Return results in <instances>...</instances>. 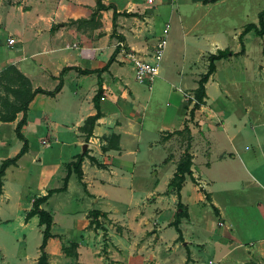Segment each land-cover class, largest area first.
I'll return each instance as SVG.
<instances>
[{
    "label": "crops",
    "instance_id": "crops-1",
    "mask_svg": "<svg viewBox=\"0 0 264 264\" xmlns=\"http://www.w3.org/2000/svg\"><path fill=\"white\" fill-rule=\"evenodd\" d=\"M101 1L105 5H114L119 13L115 32L113 26L114 8L98 11L97 0H0V11L1 7L8 5V8L23 19V23L15 30L18 36L9 33L7 40L0 42V71L9 65L15 66L30 79L33 89L42 88L54 91L62 82L61 89L54 94L38 93L31 100L27 121L21 128L24 138L18 137L16 132V127L24 116L23 112H19L14 121L0 120V166L4 160L15 157L23 148L25 141L27 142L24 154L15 164L6 169L0 200L2 198L7 202L14 200L15 196L11 195L10 191L16 189H19L17 199L30 197L29 194L23 196V193L27 191L25 184L8 185L6 176L11 168L25 171L28 166V168L34 166L40 179L41 191L35 196H31L29 204L31 207L27 214L32 210L33 202L37 197L46 195L50 189L63 186L69 163L76 161L78 156L83 155L86 151L88 154L84 156L81 166L83 170L82 182L85 184V193L88 198L98 201V197H109L103 189L104 184L122 183L121 180L106 178L102 174L108 172L113 177H119L118 167L123 169V158L133 156L136 159L144 150L141 134L144 133L142 130L145 127V122L142 120L145 119V113L141 114L139 111L140 95L138 97L130 87L132 85L130 74L126 72L125 68L131 66L132 71H135V68L126 52L133 49L145 58L152 57L151 49H156L158 42L154 39L158 28L157 21H160L162 15L164 16L161 8L164 0H159V2L153 0L152 3L149 0ZM193 1H195L198 10L190 11L189 19L181 12L178 15V20L184 30V38L190 32H198L201 26L206 23L208 32L205 35L196 34L195 36L199 40L211 44L208 65L210 54H216L220 49H229L232 53L227 58L215 61L216 69L205 83L207 96L200 104V108L196 110L195 115L192 116L193 105H190V95H187V98L183 97L181 106H179L180 104L170 105L169 107H172L168 114L170 118L158 126L156 130L159 137L149 140L146 148L149 151L159 149L165 153L163 163L171 164L173 167V174L170 175L172 180L177 170L178 161L181 159L182 153L186 151L185 148L180 147L181 144L177 145L178 135L175 131L188 127L189 137H191L188 148L193 154L192 171L196 182L191 178L186 179L180 190V199L169 181L165 191H160V182H156L144 201V204L153 207L154 216L148 217L143 210L134 212L133 218L120 220V224L125 227L127 225L123 232L115 235L111 233L112 243L108 248L111 264H206L201 252L205 251L209 244L215 250L218 261L208 258V264H264V233L255 244L251 245L253 247L257 244V249L245 246L243 232L233 231V227L239 225V219L237 217L230 219L224 207L216 199L212 190L214 181H208L207 184L202 181L201 175L195 168L196 154L193 149L195 128H199L205 136L208 133H205L203 126H208L211 133L221 130L233 145L234 151L229 153L230 157H238L243 168L264 190V171L259 169L254 171L253 167L251 168L249 165L252 162H247L248 156L250 159L264 157V121L258 122L259 124L252 123L249 117L253 108L256 109V107L246 105L245 102L243 107H245L247 115L244 116L246 117L244 119L237 117L235 111L223 109L226 107L216 104L219 97L222 96L230 100L231 88L234 87L237 89L239 97H243V94L247 97L258 96L257 109L264 112V77L257 79L244 77L242 82L232 77H228L225 81L218 78L221 66L227 59L238 57L244 61L247 60L249 47L246 45V37L252 32L256 33V29L253 28L245 34L244 53H240L242 49L240 35L249 24L261 28L258 24L260 13L263 10L257 0ZM217 6H221V8H217ZM30 14H32L35 21L34 26L37 28L35 30L37 41L32 46L31 52L28 53L25 43L24 19ZM171 18H175L172 11L164 17V20H168L164 33L166 29H169ZM185 19L191 22V26L187 25ZM41 22L45 23V28L39 26ZM1 25L0 23V27ZM226 30L232 31L234 37L238 39L237 49L232 50L229 43L223 39L224 36H221V33ZM9 38L15 39V45L8 44ZM262 38L264 39V35ZM120 42L124 46H121ZM111 57L114 60L107 70H103ZM29 59L33 60L32 66L25 64ZM68 67H77L90 72L82 73L77 69H66ZM262 67L264 66L262 65ZM199 80L198 84L191 88L192 91L195 92L198 88ZM100 88L103 91L100 99L102 116L96 121L92 134L87 138L89 126L86 125V121L97 113L94 97ZM248 121L253 128L256 146L253 145L251 148L247 146L246 149L241 150L235 145L236 134L248 124ZM136 130L139 131V138L133 142L131 136L135 138ZM221 156L227 157L226 154ZM92 157L95 160H92ZM110 160L120 162L118 166H99ZM262 165L264 167V164ZM106 168H109L110 171ZM130 172L133 174V168ZM56 176L58 182L62 183L50 186ZM74 176L76 173L72 172L66 191L55 192L41 207L46 209L47 204L58 193H70ZM130 186L132 187V185ZM10 187H15V189H10ZM207 194H209L208 198ZM168 198L175 205L173 216L167 220H161L167 213L161 204ZM179 202L183 204V208H179ZM208 206L212 207L217 222L213 220L209 211L207 212ZM110 208L111 206L98 210L108 212L110 218L113 216L116 219L117 217L114 216ZM95 209L87 208L83 212V219L76 221L80 224L77 231L84 236L81 237L82 241L79 243L78 249L79 262L82 264H89L87 257H91V255H86L84 247L87 248L88 239L95 240V235L81 229L89 224L87 213ZM181 210L187 213V216L182 217L178 224L181 232H178L168 242L165 230L173 226L177 230L175 220ZM48 211L53 215L54 226L56 224L55 212ZM252 211L251 218L261 217V220L258 222V220L248 218L246 230H249L250 227L252 230L257 228L264 232V203L257 202V206ZM67 213L75 215L79 212ZM136 214L141 216L138 218ZM30 221L39 225V217L35 215L26 219L25 223L22 222L23 227L26 228ZM220 222H224V225H220ZM214 224L220 228L219 232L213 227ZM40 227L43 234V226ZM128 230L130 231L128 232ZM52 233L57 237L48 241L47 253L51 264H60L57 263V260L65 258L60 249V241L68 238L61 232ZM180 234L181 239L178 238ZM163 242H166L167 248L164 254L161 249ZM232 254L235 255V262L230 259ZM39 256L40 251L34 259L28 258V254H26V263L37 264ZM189 257L190 260H188Z\"/></svg>",
    "mask_w": 264,
    "mask_h": 264
},
{
    "label": "rangeland",
    "instance_id": "rangeland-1",
    "mask_svg": "<svg viewBox=\"0 0 264 264\" xmlns=\"http://www.w3.org/2000/svg\"><path fill=\"white\" fill-rule=\"evenodd\" d=\"M257 1L261 9L264 10V0ZM157 2H159V0H157ZM8 7V5L3 6L0 11V23L2 24L0 27V42L6 41L9 33H13L17 37L18 35L15 33L16 27H19V25L23 23V19L20 15ZM161 8L163 9L164 16L162 15L160 21H157L158 28L155 32L156 35L154 39L156 42H159L162 38L166 37L167 45L159 62V75L155 78L153 83H145L136 78V72L131 70L130 65V67L125 68L126 72L130 74V83H132L130 86L131 89L138 97L140 95V104H138L139 111L141 114L145 113V119L142 120L145 122V127L142 130L144 133L141 134L144 150L136 159L133 156L123 158V169L118 167V171L120 172L119 177H113V175L108 172L102 174L105 175L106 178H114L122 182L117 185L111 183L104 184L103 189L108 193L109 197H98V201L88 198L85 193L84 185L76 175L73 178L71 192L58 193L53 197L51 202L47 204L46 209L55 212L56 224H54L52 232L64 233L66 238H68L64 241L60 239V249L65 255V258L57 260V263L82 264L79 262L78 249L80 247L79 243L82 241L81 237L84 236L77 231L80 224L76 221L83 219V212L89 207L107 209L111 206L110 210L113 211L114 216L118 219H115L113 216L110 218L108 212H106V216L100 214L95 217L91 210L87 213L89 224L84 229H81L82 231L91 233V235H95V240L88 239L87 248L84 247L86 255H91V257H87V262L89 264H111V258L108 252V248L111 247L112 243L111 233L114 235L121 233L123 229L127 227V225L125 227V225L120 224V220H129L131 217L133 218L134 212L141 210L145 211L148 217L154 216L153 207L144 204L148 192L152 190L155 183L158 181L161 186L160 191L167 190L168 181L171 182L170 175L173 174V167L171 164L166 165L163 163L165 153L159 149L152 151L147 150V142L159 137L156 129L160 124L170 118V115H168L172 108L169 107L170 105L176 106L180 104L179 106H181V102L184 100L183 97L187 98V95H190L194 97L189 98L190 105H193L191 108L192 116H194L196 110L200 108L195 97L196 90L194 92L191 88L198 84L199 78L207 71L208 54L211 44L204 42V40L201 41V39L199 40V38L195 36L196 34L205 35L208 32L206 23L201 26L198 32H190L189 35L184 38V30L178 20V15L181 12L184 16L187 15L186 17L189 19L190 11L198 10L195 1L177 0L173 3V0H164ZM217 8H221V6H217ZM171 11L175 18H171L168 25V32L164 33V28L168 23V20H164V17ZM187 19H185L187 25L191 26V22ZM44 24L45 23L41 22L39 26L45 28ZM34 25L35 21L33 20L32 14L26 16L24 19V27H26L25 43L28 53L31 52L32 46L37 41L35 32L37 28H35ZM221 36H224L223 39L229 43V47L232 50L237 49L236 45L238 39L234 37L232 31L229 32L226 30L221 33ZM246 45L249 47V56L247 60L244 61L238 57L227 59L221 66L218 78L225 81L228 77H232L242 82L244 77H255V79L264 77V67H262V65L264 66V39L262 36H258L256 33L252 32L246 37ZM151 51L154 53L155 48L151 49ZM25 64L32 66L33 60L29 59ZM12 67L15 66L9 65L0 71V111H3L7 115H10L12 111L9 103L18 104L20 102L19 94L16 91L19 88V81ZM231 94L230 100L222 96L219 97L216 104L226 107L223 109L235 111L237 117L244 119L246 118L244 116L247 115L245 107H243L245 102L246 105L249 104V106L256 107V109L253 108L250 114V121L254 124H259L258 122L264 121V112L259 111L256 106L258 105V96L247 97L243 94V97H239V93L234 87L231 88ZM145 105L146 107H144ZM250 121H248V124L243 126L241 131L236 134L235 145L241 150L246 149L247 146L249 148L253 147V145L256 146V140L252 132L253 128L251 127ZM185 128L175 131V133L178 135L177 145L181 144L180 147L187 150L190 140L189 131ZM203 130L205 133H208V135H206L207 137L199 128H195L193 132L195 135L193 141V149L196 154L195 168L199 175H201V179L204 183L207 184L208 181H214L212 190L214 191L216 199L224 207L230 219L233 217L239 219L240 226L236 225V227H233V231H242L245 246L251 247L253 243L255 244V242L262 237L261 235L264 232H261V230L257 228L252 230L250 227L249 230H246V228H248L246 227V221H248V218L252 217V210L257 206V202L264 203V190L262 186L250 176L247 170L243 168L238 157H230L229 153L234 151V149L224 132L217 130V132L214 131V133H211L209 132L208 126H203ZM138 134L139 131L136 130L135 138L131 136L133 142L139 138ZM135 146L136 144L134 147ZM176 148L177 147H175V150H177ZM183 154L184 153H182V155ZM223 154H226L227 157H222L221 155ZM119 162L117 163L116 160H110L99 166H118ZM247 162L250 163L249 165L251 168L253 167L252 169L254 171H256V169L264 171L262 165L264 164L263 156L254 157V159H250L248 156ZM28 167L25 171L11 168L6 176L9 186L10 184H25L27 191L23 193V196L29 194L30 197L17 199L19 189H16L10 191V194L15 196L14 200L10 202H7L3 198L0 200V264H27L26 254H28V258L34 259L36 254L40 251L39 246L43 238L42 231H40L41 227L33 221H30L26 228H24L22 224V222L25 223L26 219H28L27 212L31 207V205H29L31 196H35L41 191L37 170H35L34 166ZM88 167H90L89 164ZM131 168L134 170L133 174L130 172ZM106 169L110 171L109 168ZM88 176L90 177V174H88ZM61 183V181L58 182L56 176L50 186H56ZM130 185H132V187ZM10 189H15V187H10ZM166 196L169 197L168 195ZM161 207L165 208L167 212L163 215L164 217L161 220H167L173 216L175 205L172 203L171 199L168 198L167 201L165 200L164 203L161 204ZM208 211L212 215L213 220L217 222L218 220L214 215L212 207L208 206L207 212ZM67 212L79 213L72 215L73 213ZM140 214H136L138 218L141 216ZM251 219L258 220L259 222L261 217ZM150 220L153 221V219ZM91 221H95L92 226L90 225ZM213 227L219 232L220 228L217 224H214ZM129 231L130 230H128V232ZM165 231L168 242L173 239V236L178 234L174 226L167 228ZM165 244L166 242H163L161 245V249L163 250L162 254L167 250ZM257 246L256 244L251 248L257 249ZM201 255L205 258L206 264H208V258L218 261L215 250L212 249V246L210 247V244L205 251L201 252ZM175 258L177 259L176 256ZM230 259L235 262V255L232 254Z\"/></svg>",
    "mask_w": 264,
    "mask_h": 264
},
{
    "label": "trees",
    "instance_id": "trees-1",
    "mask_svg": "<svg viewBox=\"0 0 264 264\" xmlns=\"http://www.w3.org/2000/svg\"><path fill=\"white\" fill-rule=\"evenodd\" d=\"M209 1L215 2L217 0H207V2H209ZM111 8H114L113 26H114V32H115L116 26H117L116 25V19H117V16L119 15V13L116 11L114 5H105L102 3L101 0H97V10L98 11L99 10H107V9H111ZM259 18H260L259 19V25L261 27L260 29L257 28L254 24H249L245 28V30L241 33L240 41L242 44V49H241L240 53L245 52L244 36L248 31L255 28L256 34L258 36L264 35V10L260 13ZM231 53L232 52L229 49H224V50L220 49V50H218V52L216 54H210L209 55L208 70L200 78L199 86L196 89L195 97H196L198 105L202 104L204 102V98L207 96L206 89H205V83L208 81L210 75L216 69L215 61L222 59V58H227ZM113 60H114V58L111 57L110 60L108 61V63L106 64V66L103 68V70H107ZM12 68L14 70V74L16 75V77L19 81V88L16 91L19 94L20 102L18 104L9 103V105L11 106V109H12L10 115H7L3 111H0V120L5 121V122L14 121L17 118V114L19 112H23L24 116L19 121V123L16 127V132H17L18 137L24 138L22 133H21V128L23 127V125L27 121V112H28L29 103L31 102V100H33V98L38 93H44V94H48V95L54 94L55 92H57L61 89L62 82L55 88L54 91H47V90H44L42 88L33 89V86H32L30 79L28 77H26L16 67H12ZM66 69H77L82 73H89L90 72L89 70H81L77 67H68ZM102 93H103L102 88H100L98 93L94 97V102H95V107L97 109V113L93 116H90L86 121V125L89 126L87 138H89V136L92 134V129H93L96 121L99 118H101V116H102L101 107H100V99L102 97ZM7 102H9V101H7ZM185 129L187 130L189 128L186 127ZM189 140H191V137H189ZM26 149H27V142L25 141L23 148L15 157L10 158V159H6L2 162V164L0 166V195L3 193V186H4L3 178L5 176L6 169L8 168V166L15 164L18 161V159L24 154ZM87 154H88V152L86 151L83 155H79L76 161L69 163L68 173L64 178L63 186L60 188H57V189H50L46 195L41 196V197H37L33 202L32 210L27 215V218H30L32 216L37 215L39 217V225L43 226V240H42V243L39 247L41 254L38 258L37 264H51L49 261V255L47 253V244L51 238L57 237V235H54L52 233L53 215L50 211L42 208L41 205L44 202H46L50 198V196H52L55 192H63V191L67 190L68 182H69V179H70L72 172L76 173L80 182L85 186V184L82 182L83 170H82L81 166H82V162L84 160V156H86ZM92 160H95V159H93V157H92ZM192 165H193V154L189 151V148H188L184 152V154L182 155L180 161L178 162L176 173L174 174V177L170 182V185L173 187V189L177 191L179 199H180V190L182 189V186H183L184 182L186 181V179L190 177L191 180L196 182L195 178L193 177ZM208 197H209V194H207V198ZM178 206H179V208H183V204L181 202L178 203ZM92 214H94L95 217H97L100 214H103L104 216H106V212L100 211L98 209L92 210ZM184 216H187V213L185 211L181 210L177 214V219L175 220V225H176L179 233L181 231L178 228V224L180 223V219ZM94 223H95V221L94 222L91 221L90 225L92 226V225H94ZM178 238L179 239L182 238L181 234L179 235ZM188 260H190V257L188 258Z\"/></svg>",
    "mask_w": 264,
    "mask_h": 264
},
{
    "label": "built area",
    "instance_id": "built-area-1",
    "mask_svg": "<svg viewBox=\"0 0 264 264\" xmlns=\"http://www.w3.org/2000/svg\"><path fill=\"white\" fill-rule=\"evenodd\" d=\"M177 0H173L176 2ZM149 2H153V0H149ZM168 29L165 30L167 33ZM16 41L13 38L8 39L9 45H15ZM121 46H124L122 42L119 43ZM167 45V38H162L156 45L155 52L153 53L151 58H145L140 55L135 50H129L126 52L128 59L132 62L136 72V78L145 83H153L155 78L159 75V62L162 58L164 50ZM191 97V96H189ZM191 98H194L193 96ZM220 225L224 223L220 222Z\"/></svg>",
    "mask_w": 264,
    "mask_h": 264
}]
</instances>
